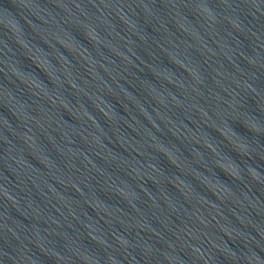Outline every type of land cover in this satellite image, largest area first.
Returning a JSON list of instances; mask_svg holds the SVG:
<instances>
[{"label":"water","instance_id":"water-1","mask_svg":"<svg viewBox=\"0 0 264 264\" xmlns=\"http://www.w3.org/2000/svg\"><path fill=\"white\" fill-rule=\"evenodd\" d=\"M0 264H264V0H0Z\"/></svg>","mask_w":264,"mask_h":264}]
</instances>
